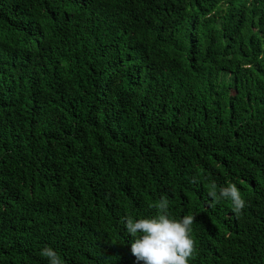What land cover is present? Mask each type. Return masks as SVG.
<instances>
[{
  "label": "trees",
  "instance_id": "16d2710c",
  "mask_svg": "<svg viewBox=\"0 0 264 264\" xmlns=\"http://www.w3.org/2000/svg\"><path fill=\"white\" fill-rule=\"evenodd\" d=\"M161 197L190 264H264V0H0V264H142Z\"/></svg>",
  "mask_w": 264,
  "mask_h": 264
},
{
  "label": "clouds",
  "instance_id": "9594fccd",
  "mask_svg": "<svg viewBox=\"0 0 264 264\" xmlns=\"http://www.w3.org/2000/svg\"><path fill=\"white\" fill-rule=\"evenodd\" d=\"M208 196L214 203L230 200L232 211L237 216L246 207L239 188L232 182L219 188L216 183H212L208 188ZM152 207L156 209L155 215L123 217L127 232L134 237L131 243L132 255L142 264H190L196 252L191 235L195 217L190 214L180 218L172 216L170 202L166 197H161ZM40 254L48 259L49 264H64L52 247H44Z\"/></svg>",
  "mask_w": 264,
  "mask_h": 264
}]
</instances>
